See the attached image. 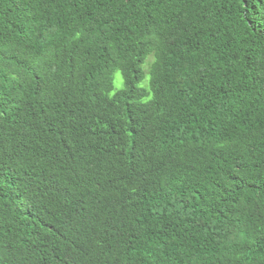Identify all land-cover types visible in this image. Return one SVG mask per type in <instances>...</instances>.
Wrapping results in <instances>:
<instances>
[{"label": "trees", "instance_id": "trees-1", "mask_svg": "<svg viewBox=\"0 0 264 264\" xmlns=\"http://www.w3.org/2000/svg\"><path fill=\"white\" fill-rule=\"evenodd\" d=\"M0 264H264V0H0Z\"/></svg>", "mask_w": 264, "mask_h": 264}, {"label": "rangeland", "instance_id": "rangeland-1", "mask_svg": "<svg viewBox=\"0 0 264 264\" xmlns=\"http://www.w3.org/2000/svg\"><path fill=\"white\" fill-rule=\"evenodd\" d=\"M152 61V57L148 58L143 66H142V70L144 72V80L142 81V83L140 84L141 88H145L147 86V82H148V67H149V62ZM122 88V79L121 76L118 72L113 74V89L114 92L117 90H120Z\"/></svg>", "mask_w": 264, "mask_h": 264}]
</instances>
